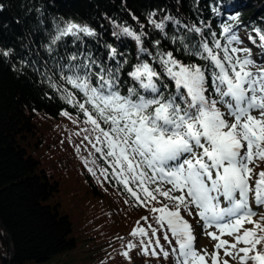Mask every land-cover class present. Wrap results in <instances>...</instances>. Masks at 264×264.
Here are the masks:
<instances>
[{"label": "snow or ice", "instance_id": "6c2138e0", "mask_svg": "<svg viewBox=\"0 0 264 264\" xmlns=\"http://www.w3.org/2000/svg\"><path fill=\"white\" fill-rule=\"evenodd\" d=\"M228 7L221 0L212 11L220 16ZM172 19L149 17V23L167 38L164 21ZM228 19L237 25L222 23L223 44L217 33L209 39L195 24L184 27L200 34L198 41L187 42L192 40L187 33L171 38L188 60L176 55L179 48L165 50L160 40L150 51L143 25L140 32L122 27L138 46L137 62L127 71L131 86L122 78L127 59L112 68L90 55L73 54L67 64L57 65L59 80L48 77L50 86L83 114L89 126L81 130L88 133L83 139L112 170L101 168L100 174L111 175L138 206L149 209L129 233L139 240V245L128 241L122 254L129 260V252L139 247L144 255L171 264H264V214H259L264 169L254 172L256 161H264V64L257 65L248 48L234 46L241 43L239 13ZM253 32L264 42V28ZM94 35L87 24L65 21L57 25L48 51L65 37L76 43ZM109 48L115 60L117 50ZM61 114L71 118L68 111ZM84 163L87 167L89 161ZM88 171L95 175L93 168ZM196 226L216 241L212 252L196 247ZM221 250L229 259H221Z\"/></svg>", "mask_w": 264, "mask_h": 264}, {"label": "trees", "instance_id": "16d2710c", "mask_svg": "<svg viewBox=\"0 0 264 264\" xmlns=\"http://www.w3.org/2000/svg\"><path fill=\"white\" fill-rule=\"evenodd\" d=\"M223 2L229 7L227 11L222 8V14L217 16L212 9L220 6L221 0H0V52L10 53L0 56V264H45L69 254L77 245L74 219L61 200V180L52 172L57 163H49L48 153L63 154L65 157L56 156L57 165L67 171L72 164L86 182L94 220L88 231L97 230V225L104 230L107 227L108 233L101 235L104 239L101 243L105 242L103 250L99 247L102 253L87 264H116L122 259L127 264H171L162 257L144 255L139 247L129 252L130 260L122 254L128 241L139 245V240L129 233L142 216L150 215L149 209L138 206L111 175L105 179L100 174L101 168H108L109 173L112 170L83 139L88 134L79 127L84 124L83 114L50 86L48 77L59 80L57 65L67 64L73 54L79 59L90 55L98 64L112 68L117 60L122 63L127 59L122 78L131 86L127 71L137 62L138 46L133 38L121 32L122 27L130 26L140 32L143 25L148 33L144 46L150 51H154L152 42L160 40L165 50L179 48L176 55L188 60L191 58L185 57L182 46L172 43L173 36H184L187 33L184 26L195 24L209 39L211 33H217L223 44L226 41L219 35L221 25L227 22L235 28L237 22L228 16L236 13H239L237 35L245 39L257 65L264 64V42L253 32V28H264V0ZM166 16L173 18L164 21L167 38L149 23V17L160 22ZM69 20L87 24L96 35L83 37L76 43L72 37H65L49 52L57 25L63 26ZM187 34L192 37L187 42L200 39L198 33ZM109 45L117 50L115 60L109 58ZM62 111H68L77 120L70 126L79 133L74 134L73 140L79 145L78 150L68 143L65 130L69 117L62 115ZM93 159L96 164L91 163ZM85 160L95 175L88 171ZM90 234L97 236V232ZM201 246L200 249L206 248V243ZM212 251L211 247L208 252Z\"/></svg>", "mask_w": 264, "mask_h": 264}, {"label": "rangeland", "instance_id": "374dc122", "mask_svg": "<svg viewBox=\"0 0 264 264\" xmlns=\"http://www.w3.org/2000/svg\"><path fill=\"white\" fill-rule=\"evenodd\" d=\"M234 46L247 48L245 39L244 40L241 39V43L239 45H234ZM67 120L69 121V125L65 130V135L69 138L68 139L69 145H72V147L74 148L76 147V144L73 142V140L75 138L74 134L77 133V129L72 130L73 126L72 125L70 126L73 120L72 118H67ZM79 127L81 129H84L89 126L85 124H80ZM45 153L46 154L48 153L47 150H45ZM47 155H48V161L52 165L55 163L59 164V161H57L56 156L65 157L63 154L56 155V153L55 154L53 153V155L48 153ZM258 162L259 161H256L257 165ZM57 164L53 166L52 172L56 173L58 178L61 180L62 183V189L60 191L61 200L63 206H65V208L67 207V209L70 210L71 216L74 219V228H75L74 235L76 236L78 242L76 247L73 250H71L69 254L59 255V257H56L55 259L48 260V262H46L45 264H87L89 260H93L95 256L102 253V251H99V247H102L103 250V244L105 242L101 243L102 241H104L101 235L102 233H108L107 227L105 224L106 229L104 230V227L100 229L101 226L99 227L97 225V230L92 229V231H88L87 227L92 226V224H94V220L92 219L91 216L92 214L90 213L91 205H89V202H91V199L90 197L88 199L89 194H87L86 192L87 191L86 182L84 181V179H82V175L79 173V171H76L75 167L72 164L69 166V169L67 171L62 169ZM251 166L252 165H250V167ZM261 169H264V161L261 162L260 166L254 168V172L258 173ZM253 207H255L254 202H253ZM259 214H264V207L259 209ZM186 218L189 219L190 223H193L194 220L191 217H186ZM98 223L99 220L97 221V224ZM246 227H251V225H246ZM209 230H213V229H209ZM92 232L93 233L97 232V236L95 237L91 235L90 233ZM195 235L198 237V240L196 242V247L198 249H200L202 247L201 245H204L205 243H206V248L204 249L210 250L211 247L214 248L216 241L207 237L199 226H196ZM223 238L228 239L230 242L232 240V238L228 236H225ZM115 240L117 241L119 239H115ZM125 250L126 249H124L123 252ZM220 257L221 259H229L228 257L224 256L223 250L220 251ZM27 264H34V263H27ZM116 264H127V263L122 259V262ZM230 264H236V262L230 260Z\"/></svg>", "mask_w": 264, "mask_h": 264}]
</instances>
